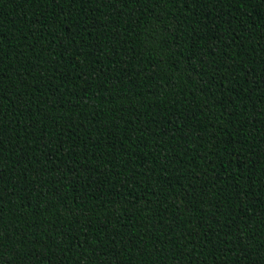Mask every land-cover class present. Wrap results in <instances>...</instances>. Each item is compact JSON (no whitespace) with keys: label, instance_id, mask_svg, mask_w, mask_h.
I'll list each match as a JSON object with an SVG mask.
<instances>
[{"label":"trees","instance_id":"obj_1","mask_svg":"<svg viewBox=\"0 0 264 264\" xmlns=\"http://www.w3.org/2000/svg\"><path fill=\"white\" fill-rule=\"evenodd\" d=\"M0 264H264V0H0Z\"/></svg>","mask_w":264,"mask_h":264}]
</instances>
